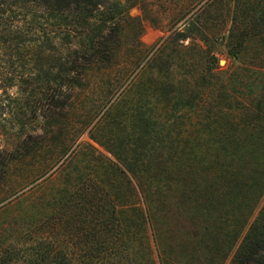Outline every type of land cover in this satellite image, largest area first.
I'll return each mask as SVG.
<instances>
[{"label":"rangeland","instance_id":"rangeland-1","mask_svg":"<svg viewBox=\"0 0 264 264\" xmlns=\"http://www.w3.org/2000/svg\"><path fill=\"white\" fill-rule=\"evenodd\" d=\"M234 4L108 0L88 32L114 25L116 49L105 66L87 72L65 114H44L57 92L45 99L42 78L26 75L28 69L57 73L49 68L51 52L41 50L31 66L3 67L21 78L0 83V260L3 249L27 246L37 227L42 234L53 214L59 264L90 256L120 264H222L231 244L227 224L218 223L223 212L187 204L177 193L169 211L154 212L138 180L143 188L166 182L173 159L212 142L206 133L245 127L243 120L261 125L264 35H250L240 52L228 53V31L241 18ZM80 43L74 39L70 47ZM205 179L213 180L211 170ZM86 192L101 202L93 201V229H82L78 239L61 214L67 199L79 208ZM108 200L116 201L117 214ZM77 239L78 249L71 244ZM106 239L113 244L109 253L102 250Z\"/></svg>","mask_w":264,"mask_h":264},{"label":"trees","instance_id":"trees-1","mask_svg":"<svg viewBox=\"0 0 264 264\" xmlns=\"http://www.w3.org/2000/svg\"><path fill=\"white\" fill-rule=\"evenodd\" d=\"M107 1L0 0V83L21 78L16 72L3 71V67L37 64L40 51L48 50L52 53L48 59L53 65L49 68L56 67L57 73L43 70L41 75H36L28 69L26 75L30 79L42 78L45 99L57 92L55 102L50 104L53 107L48 106L43 113L65 114L74 90L82 86L87 72L105 66L116 49L114 25L103 30L98 26L94 35L88 32L91 21L103 14ZM234 8L241 18L234 20L227 35V49L232 55L242 50L245 38L264 35V0H235ZM245 17L247 23L243 24ZM111 20L110 16L106 17V23ZM74 39L81 42L78 49L70 47ZM62 40L64 42L57 45ZM227 118V123H232L230 115ZM224 121L223 118L218 120L220 124ZM243 121L245 127L219 128L204 134L212 142L199 146L197 153L195 149H185L184 159L170 162L166 182L143 188V181L138 180L144 201H148L154 212L169 211L175 204L176 193L187 204L221 210L218 223L227 224L230 231L227 238L231 240L222 264L228 257H231L229 264H264V119L260 120L258 128L253 121ZM210 170L213 180L208 182L205 174ZM95 197L86 192L78 203L79 208L71 206L69 199L63 203L62 222L78 239L82 229H93L98 206L93 201L101 202ZM105 203L111 212L116 211V201ZM73 209H78L76 215L70 214ZM52 216L43 225L42 234H38V227L29 233L27 246L3 249L0 264H59L55 258L57 244L53 240ZM117 222L120 226V218ZM30 234H33L31 238ZM78 239L71 243L76 249L82 246ZM86 246L90 254L96 251L95 242L90 241ZM102 250L108 253L113 250L110 239L105 240ZM61 262L120 264L115 257L96 259L93 256L83 261L64 257Z\"/></svg>","mask_w":264,"mask_h":264}]
</instances>
